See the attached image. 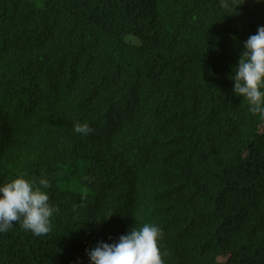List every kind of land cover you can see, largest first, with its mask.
<instances>
[{"label": "trees", "instance_id": "obj_1", "mask_svg": "<svg viewBox=\"0 0 264 264\" xmlns=\"http://www.w3.org/2000/svg\"><path fill=\"white\" fill-rule=\"evenodd\" d=\"M229 3L0 0V183L48 178L58 208L0 264H89L145 223L164 264H264V121L229 79L264 2Z\"/></svg>", "mask_w": 264, "mask_h": 264}, {"label": "clouds", "instance_id": "obj_2", "mask_svg": "<svg viewBox=\"0 0 264 264\" xmlns=\"http://www.w3.org/2000/svg\"><path fill=\"white\" fill-rule=\"evenodd\" d=\"M220 3L223 8L231 7L229 0H220ZM242 49L232 69L233 75L229 77L234 85L233 93L247 102L253 116L264 121V26L249 36ZM73 132L87 136L91 129L87 123L77 122ZM26 177L27 173H18L13 179L0 183V233L11 230L16 224L35 236L46 235L52 229V218L58 208L50 202V180ZM161 235L162 230L155 224L135 226L115 243H98L88 253L89 264H164L158 247Z\"/></svg>", "mask_w": 264, "mask_h": 264}, {"label": "rangeland", "instance_id": "obj_3", "mask_svg": "<svg viewBox=\"0 0 264 264\" xmlns=\"http://www.w3.org/2000/svg\"><path fill=\"white\" fill-rule=\"evenodd\" d=\"M36 2H38V0H35Z\"/></svg>", "mask_w": 264, "mask_h": 264}]
</instances>
